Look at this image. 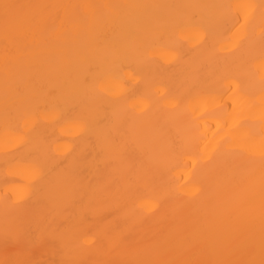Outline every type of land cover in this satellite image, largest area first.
Listing matches in <instances>:
<instances>
[{"label":"bare ground","instance_id":"bare-ground-1","mask_svg":"<svg viewBox=\"0 0 264 264\" xmlns=\"http://www.w3.org/2000/svg\"><path fill=\"white\" fill-rule=\"evenodd\" d=\"M0 262L260 264L264 0H0Z\"/></svg>","mask_w":264,"mask_h":264},{"label":"snow or ice","instance_id":"snow-or-ice-1","mask_svg":"<svg viewBox=\"0 0 264 264\" xmlns=\"http://www.w3.org/2000/svg\"><path fill=\"white\" fill-rule=\"evenodd\" d=\"M0 7H2L4 10V22L6 26L9 25L10 23H15L18 21L19 13L14 10L18 9L21 6L4 3L3 5H0ZM0 264H9V262L7 261L0 262ZM16 264H27V262L19 261V262H16ZM249 264H255V262L254 261L249 262ZM260 264H264V260H261Z\"/></svg>","mask_w":264,"mask_h":264}]
</instances>
